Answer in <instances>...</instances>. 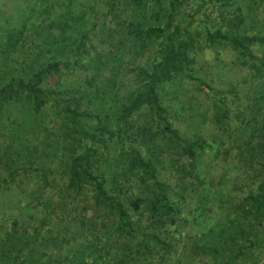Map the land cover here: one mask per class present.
Listing matches in <instances>:
<instances>
[{
	"label": "trees",
	"instance_id": "obj_1",
	"mask_svg": "<svg viewBox=\"0 0 264 264\" xmlns=\"http://www.w3.org/2000/svg\"><path fill=\"white\" fill-rule=\"evenodd\" d=\"M71 1L0 0V201L19 198L0 210V264H260L264 0H197L220 12L213 32L201 21L205 43L192 27L201 7L181 10L190 0H79L73 13ZM204 49L234 60L215 62L222 91L197 75ZM166 86L188 96L182 109L204 108L207 136L181 137ZM59 123L66 142L52 145ZM52 208L60 233L43 239Z\"/></svg>",
	"mask_w": 264,
	"mask_h": 264
},
{
	"label": "rangeland",
	"instance_id": "obj_2",
	"mask_svg": "<svg viewBox=\"0 0 264 264\" xmlns=\"http://www.w3.org/2000/svg\"><path fill=\"white\" fill-rule=\"evenodd\" d=\"M86 3L87 4L85 6L87 7V9H88V7H89V9H91V4L93 3V1L92 0H88ZM66 6L69 9L68 12H70L72 10L71 13H73V9L77 8V6H81L82 7L83 3H80L79 0L76 3H74L73 0H72L71 2L66 3ZM199 7H201L200 11L196 13L195 11H197V9ZM184 8H181V10H184V12H185L184 13V15H185L184 18L185 19H187L186 16L188 14H191L192 12H195L193 23H192V27L201 30L200 39L202 40V43H205L204 40H203V38L205 36V33H204V31H202L203 30V26H204L203 23L207 21L206 24H205V27L210 32H213L215 30V27L220 26L221 22H220V19H219V14H220L219 8L217 6H215V5L214 6H210V5H208V3L202 7L200 5L199 1H197V0H190L186 4V6H184ZM231 12H232V10H231ZM74 13H78V11H76ZM89 15H90V12H88V16ZM201 21H203V23ZM222 27H223V24H222ZM254 34H255V31L251 30L249 32V35H254ZM255 50H256L255 53L257 54V56L261 57V55H259L257 53V51L262 50V48L261 47H256ZM263 50H264V48H263ZM210 51L211 50H209V49H204L202 53H199L195 69L197 70V73H198L197 75L207 77V82L209 83L210 86H212L216 90L222 91V73L218 74V72H217L218 69H215V62L222 65V58H224L226 60V62H229V63H230V61H234V60H233V58L227 56V55H229L228 53H222L221 49L214 51V53H211ZM229 56H231V55H229ZM120 69H122V68H120ZM120 72H122V71H120ZM100 74H102V73H100ZM236 74L240 78V76H243L245 74V71L244 72L243 71L240 72L238 70ZM239 78H237V79L239 80ZM95 81H97V79ZM98 81H100V79H98ZM114 87H116V86L114 85ZM237 87H238L237 89L246 88V86H244L242 83L241 84L239 83ZM176 88L177 87H170V86H166L165 87V91H166L165 94L166 93L169 94L168 96H165L166 103H164L166 108H168V110H169V116H168L169 122H171L173 125H175L179 129L182 138H187V139L191 140L193 135L196 133V130L197 131L199 130V133L202 135V137L207 136L210 133V131L212 130L211 127L208 128V127L199 126L198 124H199V122H201V118L197 117V114L200 113L201 111H203L204 108H202V110H199V111L198 110H194L193 112L187 111L186 109H182L181 108L182 104H180V100L181 99L186 100V98H188V96L185 94V95L180 96L179 98L175 99L174 96H172L171 93L174 92L176 90ZM190 93L191 94H195V92H190ZM239 93L242 94L241 92H239ZM169 96H170V98H173V100L175 99V101H172V102L171 101H167V100H169ZM195 98L202 105L206 101V99H204V97L201 94H199V93L196 94ZM251 103L254 104L255 102L252 101ZM75 105L77 106L78 110L85 109V106H86L85 102L78 101V100L73 104V106H75ZM94 105H96V104L94 103ZM234 105H236V104H234ZM234 105H231V107L235 108ZM90 107H92V106H90ZM94 108L95 107H92L91 110L94 109ZM251 109L253 111V107ZM192 114L193 115L196 114V116L194 115L195 117H191ZM50 116H51V113H50ZM6 122H7L8 126L3 125V126H6L4 128V130H6L7 128H9V126H11L12 128H9L7 131L10 134H14L16 129L11 124H9L8 120H6ZM50 126H52V125H50ZM58 127H59V130H58ZM67 128H68L67 125H64V124L62 125L60 123L58 124V126L56 127V130L54 131V133H55V135L57 137L53 136V139H52V142H51L52 145H55V144H59L60 145L61 142H62V144L65 145V142H66L65 135H66V133L68 131ZM26 131H27V128L24 126L23 127V132H26ZM38 135H40V134H38ZM40 136H41V138L45 139V134L42 133ZM100 151H102V150H100ZM109 153H110L109 156L111 158L115 157V154H113V152L111 150L109 151ZM103 155H105V154H103ZM209 157L210 156L207 153L205 155L204 164L202 163L201 165H196V171L195 172H198V169H201V168H202V170L204 172H206V169H205L204 166H205V163H208ZM38 164H40V162H38ZM200 166H201V168H199ZM104 168H105L106 173H108L110 175L109 171L111 173H113V174L115 173L116 165L113 164L112 169H109V165L103 167V169ZM161 179L162 180H172V178H170L169 172L167 174H164ZM14 194H15V196H17V198H15L13 201H10L9 203H12V202L16 203V201L19 199L18 198V194L16 192ZM48 200L49 201H53L52 197H51V199H48ZM193 201H196V200L194 199ZM0 203H1L0 204V210L4 211V208H5L8 213L12 214V212H10V210L12 208H9V206H8L9 203H4V199L2 201H0ZM30 207L31 206H29V208ZM190 209H192V207ZM180 210H184V211L187 210L188 211V207L184 206ZM54 215L58 216L59 215V211L58 210H53V208L48 213L47 212L46 213L43 212V217H44L43 223L45 224V227L48 226V229H46V231L43 234H41V237H43V239L47 238L50 233H51L52 237H54L53 233H60V231H55L54 227H56L57 224H56V219H55ZM25 216L26 215L22 214L19 217L20 220H18V222L19 223H29V225H31V227H36L37 226V223L40 220V216H35L34 215L33 218L30 219V216L27 215V218L29 219L28 222L23 221V218ZM35 217H36V219H34ZM201 220L202 219H199V222ZM61 222H62L61 230L63 232L64 231V227H65V223L63 221H61ZM3 223L5 225V223L9 224L10 222H9V220L7 218H4V222ZM3 223L0 221V227L1 228L4 227V225H2ZM57 223L60 224V222H57ZM177 225H181V224L179 222H177ZM200 230H201V228H199V231ZM204 230L202 229V231H204ZM47 233H49V234H47ZM201 233H203V232L200 231V234ZM205 234L206 233H203L202 235H205ZM2 235H3V233L0 232V237H2ZM198 235H199V233H198ZM199 236H201V235H199ZM199 236H198V238H200ZM204 239L205 238L198 239L197 243H203L205 241ZM189 253H190V251H189ZM195 259L197 261L194 262V264H204V262H207V263L209 262L210 264H212V262L209 261L210 260L209 257L206 256V255H202V254L195 255ZM260 264H264V255H263L262 262Z\"/></svg>",
	"mask_w": 264,
	"mask_h": 264
}]
</instances>
